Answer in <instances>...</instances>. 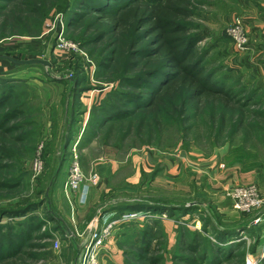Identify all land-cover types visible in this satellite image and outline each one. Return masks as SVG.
<instances>
[{
  "label": "rangeland",
  "instance_id": "rangeland-1",
  "mask_svg": "<svg viewBox=\"0 0 264 264\" xmlns=\"http://www.w3.org/2000/svg\"><path fill=\"white\" fill-rule=\"evenodd\" d=\"M5 4L0 3V6ZM58 4L59 1L55 6L45 5L43 9L45 17L38 31H35L37 29H34L33 25L30 26L31 28L17 26L12 16L18 18V15L9 12L10 9L0 13V54L20 60L41 59L50 63V67L18 65L13 73L5 77L6 80L19 82L17 86L25 92L27 100L32 103L29 113L30 117L36 120L37 126L32 129L35 134L32 141L16 147L17 160L5 161V164L16 166L20 170L13 173L12 179L15 180L11 184L13 188L0 190V245L6 246L9 240L20 232H25L27 243L21 253L4 264H80L90 239L92 223L96 219L107 223L117 222L115 233L102 252L101 264H136L134 257L141 253L140 248L145 241L152 242V250L157 249L156 256L161 259L160 264H173V262L186 264L175 260L174 254L191 256L188 251L189 244L204 243L202 237L191 235L189 229L198 231L204 238L216 244L224 239L225 230L246 226L257 216L264 215V209L251 215L236 212L228 199L209 195L205 191L207 186L204 182L203 185L195 184L190 191L184 186L180 191H175L177 189L172 184L166 189L144 184L130 191L122 189L123 191L110 192L103 196L101 203L81 225L75 226L72 220H61L55 201L66 157L65 154L48 149L43 139L44 115L38 89L53 81L70 83L74 80L75 91L71 92L75 97L72 101L74 107L69 114L71 120H76L77 117L76 112L79 109L77 102L81 89L92 91L91 94L96 92L104 94L106 91L103 100L108 103L114 102L110 98L111 93L119 92L121 89L112 71L98 73L96 61L90 57V51L98 47L82 45L78 36L79 31L84 28L81 27L74 34L73 29L67 27L68 17L59 11ZM195 4L192 24L198 28L197 32L206 38L198 47L199 55L203 56L206 51L210 52L207 61L208 70L219 72L216 78H222L224 74L232 77L233 92L240 95L239 100H248L258 83L247 71L242 73L238 68L239 60L244 54L237 52L230 36L234 20L242 19L240 17L242 0H195ZM28 17L31 18L32 15ZM60 18L65 26L64 41L76 46V49L58 48L56 38L58 27L52 31L50 28L57 22L56 20L61 22ZM5 23L7 25H4ZM49 24L50 28H48ZM246 29L249 36L248 28ZM91 34L89 31L88 36ZM97 73L104 74V77L99 79ZM0 85L4 84L0 83ZM133 90L136 92L135 89ZM261 96L262 93L256 94L252 104L247 108L251 113L245 117L246 124L234 127L231 124L240 122L239 109L233 112V115L225 114L226 122L223 125L219 123L221 121L216 109L213 120L209 116L210 112L208 114L207 111L205 114L196 111L188 116L185 125L181 124L178 116L174 115L173 121L158 117L157 121L147 120L142 124L134 116L125 121H113L106 127H100V123L97 122L101 117L100 109L91 107L90 117L84 124L85 133L78 146L80 165L82 167V161L88 165L90 161L99 159L112 150L124 155L133 150L155 148L166 154L178 151L194 152L208 158L241 147L253 152L261 162L263 184L260 190L264 197V116L255 117V113L264 112V104H257ZM33 141H36L35 145L30 144ZM93 141L98 145L94 149H89ZM40 146H43L41 156L38 153ZM28 147L34 149L31 154L26 153ZM39 156L42 158L44 170L35 177L32 166L33 161ZM82 171L86 178L98 175L96 171H91L88 175L83 168ZM98 177L100 181V176ZM99 181L93 186L98 185ZM28 206L33 207V210L24 217H17L20 210ZM139 208L145 210L140 211ZM155 208L160 211L154 210ZM188 209L190 211L186 212L185 210ZM5 211L13 213L4 216ZM178 228L180 231L177 230ZM253 228L250 233L242 231L239 239L228 238L233 246L239 245L238 250L244 253L243 258H246L248 252L257 250L260 226ZM151 229L155 233L154 239H144V233ZM243 260L228 264H245Z\"/></svg>",
  "mask_w": 264,
  "mask_h": 264
},
{
  "label": "trees",
  "instance_id": "trees-1",
  "mask_svg": "<svg viewBox=\"0 0 264 264\" xmlns=\"http://www.w3.org/2000/svg\"><path fill=\"white\" fill-rule=\"evenodd\" d=\"M58 1L59 11L68 17L67 27L73 29L74 34L81 27L84 28L78 36L82 45L98 47L90 51L98 73L112 71L121 89L111 93L110 98L114 102L102 100L97 106L101 112L97 120L100 127L134 116L142 124L147 120L157 121L158 117L173 121L174 115L185 125L188 116L196 111L205 114L210 112L209 116L213 120L216 109L220 125L226 122L225 114L233 115L239 109L240 122L231 126H244L246 115L251 113L247 108L256 94L262 93L257 104H264L262 88L257 86L248 100H239L240 95L233 92L232 77L224 74L222 78H216L219 72L208 70L210 52L206 51L202 56L198 50L206 38L192 24L195 0H0V3H6L0 6V13L10 9L9 12L18 15V18L12 16L17 26L28 28L33 25L38 31L45 17V5L55 6ZM89 31L92 33L90 36ZM7 75L0 74V83L4 84L0 85V190L13 188V173L20 169L5 164V161L17 160L16 147L32 141L35 136L32 129L37 126L29 113L31 101L17 86L19 82L5 79ZM103 75L98 74L97 77L100 79ZM85 91L80 90L81 93ZM257 116H264V112L255 113ZM30 144L35 145L36 141ZM33 150L28 147L26 153L31 154ZM32 210L33 207L28 206L20 210L17 217H24ZM154 210L160 211L158 208ZM3 213L8 216V213L12 215L13 212ZM177 230L180 231L179 228ZM253 230L250 224L225 230L221 242L224 245H221L213 244L198 231L189 229L191 235L202 237L204 243L189 244L191 256L174 254L173 257L186 264H228L245 260L244 253L238 250L239 245L233 246L228 238L239 239L242 231L250 233ZM24 233L16 234L13 237L15 239L11 238L6 246L0 245V264L24 250L27 243ZM154 237L153 229L143 235L144 239L153 240ZM140 250L141 253L134 257L136 264L161 263V259L156 256L157 249L152 250V242L145 241Z\"/></svg>",
  "mask_w": 264,
  "mask_h": 264
},
{
  "label": "crops",
  "instance_id": "crops-1",
  "mask_svg": "<svg viewBox=\"0 0 264 264\" xmlns=\"http://www.w3.org/2000/svg\"><path fill=\"white\" fill-rule=\"evenodd\" d=\"M242 3L240 17L249 31L250 50L239 60L238 68L242 73L247 71L258 83V87L264 90V0H242ZM16 66L18 65L8 60L0 59V74L13 73ZM73 86V82L53 81L38 89L44 115L43 139L48 149L65 154L66 157L55 201L61 220H72L75 226L81 225L101 203L105 194L125 189L130 191L144 184L164 189L172 184L177 189L175 191H180L183 186L190 191L195 184L203 185L205 182V191L209 195L222 196L229 201L228 191L235 186L255 184L261 189V162L253 152L241 147L208 158L194 152L166 154L155 148L133 150L124 155L112 150L105 153V157L90 161L88 165L82 161L84 172L88 175L91 171H96L100 181L96 186L85 182L71 202L64 196L72 161L71 153L75 146L77 152L80 151L78 146L83 139L84 124L90 117L91 107L99 106L106 93L82 92L78 97L76 120H71L69 114L74 107L72 101L75 98L71 95ZM97 145L93 141L89 149H94ZM263 234L264 225L259 228V241Z\"/></svg>",
  "mask_w": 264,
  "mask_h": 264
},
{
  "label": "built area",
  "instance_id": "built-area-1",
  "mask_svg": "<svg viewBox=\"0 0 264 264\" xmlns=\"http://www.w3.org/2000/svg\"><path fill=\"white\" fill-rule=\"evenodd\" d=\"M61 19V18H60ZM53 23V26L48 28L50 31L58 27L57 44L61 49H76V46L64 41L65 26L64 21ZM230 36L234 43V47L239 54H246L250 50V40L247 34L245 23L242 19L236 18L230 29ZM62 44H61V43ZM112 86H110L111 88ZM98 91V90H96ZM95 91V92H96ZM43 146L39 147L38 153L41 156ZM71 167L68 173V178L65 184L64 193L68 200H72L74 194L78 192L80 187L85 182L91 184H97L99 181L98 175H92L86 178L82 167L79 162L77 147L72 150ZM36 158L33 161L32 172L35 177L39 176L44 170V164L41 157ZM227 197L231 200L233 209L244 215H251L254 212H258L264 209V197L262 196L259 186L255 184L246 186H235L228 191ZM264 225V215L257 216L250 224V226L257 227ZM117 226L116 221L110 223L101 222L99 219L93 221L90 229V239L87 243L84 254L81 258L80 264H101V255L105 250L108 240L115 233ZM247 240V238H246ZM58 245V243H56ZM264 261V234L258 243L257 250L255 252H248L245 258V264H262Z\"/></svg>",
  "mask_w": 264,
  "mask_h": 264
},
{
  "label": "water",
  "instance_id": "water-1",
  "mask_svg": "<svg viewBox=\"0 0 264 264\" xmlns=\"http://www.w3.org/2000/svg\"><path fill=\"white\" fill-rule=\"evenodd\" d=\"M0 59L8 60V61L12 62L13 64L19 65V66L43 65V66L50 67L49 62H47L45 60H41V59L20 60V59H16V58H13L10 56H0Z\"/></svg>",
  "mask_w": 264,
  "mask_h": 264
}]
</instances>
